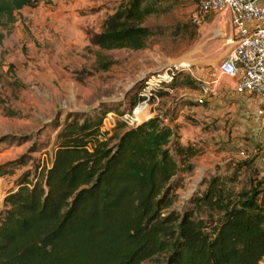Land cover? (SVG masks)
Segmentation results:
<instances>
[{
	"label": "trees",
	"instance_id": "16d2710c",
	"mask_svg": "<svg viewBox=\"0 0 264 264\" xmlns=\"http://www.w3.org/2000/svg\"><path fill=\"white\" fill-rule=\"evenodd\" d=\"M43 1L0 0V27L9 30L20 11ZM159 10L158 0H124L92 41L101 50H143L156 34L147 21ZM4 108L9 117L19 115ZM108 112L68 114L51 162L6 195L0 264H260L264 181L255 177L237 190L239 172L216 175L180 212L179 175L193 170L199 150L175 139L160 115L103 130Z\"/></svg>",
	"mask_w": 264,
	"mask_h": 264
},
{
	"label": "rangeland",
	"instance_id": "374dc122",
	"mask_svg": "<svg viewBox=\"0 0 264 264\" xmlns=\"http://www.w3.org/2000/svg\"><path fill=\"white\" fill-rule=\"evenodd\" d=\"M123 1L45 0L20 11L9 30L0 27L5 35L0 45L5 99L0 105V210L23 176L33 177L39 165L51 162L56 131L67 115L101 109L110 111L103 130L160 115L174 128L175 139L199 150L191 159L193 170L179 175L182 187L174 209L180 212L216 175L239 172L237 190L255 177L264 181V135L253 116L257 99L249 97L247 105L235 91V80L220 72L234 45L229 18L201 14L196 0H158L159 12L147 21L156 33L149 47L101 50L92 37ZM177 62L185 66L174 86L154 91L137 120L134 110L145 80L163 77ZM4 107L19 115L7 116Z\"/></svg>",
	"mask_w": 264,
	"mask_h": 264
},
{
	"label": "built area",
	"instance_id": "2783aa9c",
	"mask_svg": "<svg viewBox=\"0 0 264 264\" xmlns=\"http://www.w3.org/2000/svg\"><path fill=\"white\" fill-rule=\"evenodd\" d=\"M200 13L218 12L225 14L235 31L234 45L228 56L220 64V72L235 80L238 95L257 99L253 110L256 125L264 135V5L260 0H196ZM181 62L173 64L164 76H154L145 80L139 107L146 108L154 91L170 84L181 67ZM150 89H152L150 91ZM202 101V99H201Z\"/></svg>",
	"mask_w": 264,
	"mask_h": 264
},
{
	"label": "bare ground",
	"instance_id": "6f19581e",
	"mask_svg": "<svg viewBox=\"0 0 264 264\" xmlns=\"http://www.w3.org/2000/svg\"><path fill=\"white\" fill-rule=\"evenodd\" d=\"M145 110L143 109V107H139V108H137L136 109V111H135V117H136V119L137 120H140L141 119V117H142V115H145Z\"/></svg>",
	"mask_w": 264,
	"mask_h": 264
},
{
	"label": "crops",
	"instance_id": "0c3cea01",
	"mask_svg": "<svg viewBox=\"0 0 264 264\" xmlns=\"http://www.w3.org/2000/svg\"><path fill=\"white\" fill-rule=\"evenodd\" d=\"M260 1H261V4L264 5V0H260ZM243 97L247 99V100H246V104L248 105V104L250 103V101H249V100H250V99H249V96H247V95H243ZM253 106H254V104L252 103V104H251V107H253ZM254 107H256V105H255ZM254 107H253V108H254Z\"/></svg>",
	"mask_w": 264,
	"mask_h": 264
}]
</instances>
